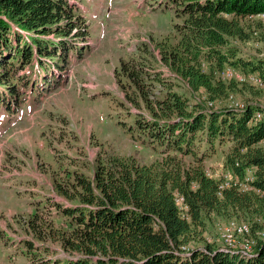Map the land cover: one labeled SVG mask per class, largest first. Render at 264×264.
Listing matches in <instances>:
<instances>
[{
	"label": "trees",
	"instance_id": "1",
	"mask_svg": "<svg viewBox=\"0 0 264 264\" xmlns=\"http://www.w3.org/2000/svg\"><path fill=\"white\" fill-rule=\"evenodd\" d=\"M160 2L177 16L174 39L157 41L158 55L142 41L121 60L117 76L126 98L147 108L149 114L135 112V127L162 146V157L146 163L108 154L97 158L92 175L73 170L65 181L56 180L64 199L48 198L50 208L37 206L23 223L32 236L23 242L39 264H264L259 237L246 252L191 244L201 238L211 213L264 227L249 220L264 214V119L252 118L259 103L215 108L222 97L235 95L239 83L254 85L225 78L228 68L264 80V57L247 58L231 42L251 37L253 20L264 19V0ZM89 39V21L71 0H0V105L15 114L29 90L39 96L42 88L59 86L61 70L73 53H83L79 42ZM156 60L205 99L175 89L154 67ZM216 141L229 142L224 169L236 180L223 187V178L206 169V151L200 149ZM247 176L252 180L244 190L239 180ZM51 243L65 256L39 253L54 250Z\"/></svg>",
	"mask_w": 264,
	"mask_h": 264
},
{
	"label": "rangeland",
	"instance_id": "2",
	"mask_svg": "<svg viewBox=\"0 0 264 264\" xmlns=\"http://www.w3.org/2000/svg\"><path fill=\"white\" fill-rule=\"evenodd\" d=\"M71 1L82 9L90 24V39L79 42L83 53H73L60 72L63 79L59 86L42 88L44 91L39 96L29 90V98L18 113L7 112L0 105V264H39L29 256L23 242L24 238L32 237L24 228V219L37 206L50 208L49 199H64L58 194L55 182L65 181L69 171L92 175L97 158L108 154L133 155L146 163L162 157V146L149 142L136 129L135 112L149 113L147 108L126 98L117 69L121 60L132 55L142 41L158 55L156 42L167 36L174 39L173 23L178 19L173 9L161 6L160 0ZM252 25L251 37H232L231 42L247 58L264 57V19L256 17ZM153 65L163 71L165 78L172 79L175 89L184 91L192 100L205 99L204 93H194L181 80L172 77L169 68L158 60ZM241 70L228 68L223 76L249 81L243 80L247 74ZM255 83L257 87L239 83L233 89L235 95L230 94L228 99L222 97L215 108H241L249 101L259 103L264 109V87ZM208 105L213 106L209 101ZM255 116L256 113L253 121H257ZM228 144L216 141L210 147L203 143L200 148L206 151L205 164L215 172L212 175L223 178V182L234 180L229 170L224 169ZM248 178L250 187V176L239 180V184L246 185ZM249 220L264 223V214H252ZM241 225L249 228V232L239 233L236 227ZM200 236L191 244L211 242L239 247L246 252L252 250L258 237L262 239L264 227L253 229L248 220L211 213ZM51 245L54 250L39 253L50 255L48 259L65 256L60 245Z\"/></svg>",
	"mask_w": 264,
	"mask_h": 264
},
{
	"label": "bare ground",
	"instance_id": "3",
	"mask_svg": "<svg viewBox=\"0 0 264 264\" xmlns=\"http://www.w3.org/2000/svg\"><path fill=\"white\" fill-rule=\"evenodd\" d=\"M264 15V14H263ZM229 74H231L232 75V72H229ZM243 80H249V81H252V83H254V82H259V83H261L262 84V86L264 87V80L260 77V76H258V75H256V74H251V75H249V76H247V77H245V78H243ZM255 83V84H256ZM210 104L211 105H213V103L212 102H210ZM255 113H256V116H257V120H260V119H264V109L263 108H260V109H257L256 111H255ZM255 116V117H256ZM256 120V119H255ZM232 181V180H231ZM236 181V180H235ZM248 181H249V178L246 180V182H245V184L246 185H243L242 183L241 184H239L240 186H241V188H243V189H245V190H248L249 189V183H248ZM244 182V181H243ZM230 182H228V181H225V182H223L222 183V185H221V187H223L224 185L226 186V185H228ZM238 183V182H237ZM238 185V186H239ZM239 186V187H240ZM180 202H181V199L179 200ZM236 228H238V232L239 233H241V234H246V233H248L249 232V228H247L246 226H237ZM232 233V232H231ZM229 236V235H228ZM232 237V236H231ZM230 237V238H231ZM226 238H228V237H226ZM233 238V237H232ZM262 240H264V236L262 237ZM237 250H239V249H237Z\"/></svg>",
	"mask_w": 264,
	"mask_h": 264
},
{
	"label": "crops",
	"instance_id": "4",
	"mask_svg": "<svg viewBox=\"0 0 264 264\" xmlns=\"http://www.w3.org/2000/svg\"><path fill=\"white\" fill-rule=\"evenodd\" d=\"M206 161V160H205ZM207 166H210L209 164H207ZM206 169L210 172V174L212 175V173H215L214 171H212L211 170V168L210 167H206ZM217 172H219V171H217Z\"/></svg>",
	"mask_w": 264,
	"mask_h": 264
},
{
	"label": "built area",
	"instance_id": "5",
	"mask_svg": "<svg viewBox=\"0 0 264 264\" xmlns=\"http://www.w3.org/2000/svg\"><path fill=\"white\" fill-rule=\"evenodd\" d=\"M237 249H239V250H241V251H242V248H239V247H237Z\"/></svg>",
	"mask_w": 264,
	"mask_h": 264
}]
</instances>
